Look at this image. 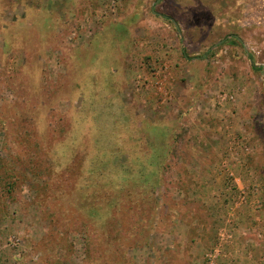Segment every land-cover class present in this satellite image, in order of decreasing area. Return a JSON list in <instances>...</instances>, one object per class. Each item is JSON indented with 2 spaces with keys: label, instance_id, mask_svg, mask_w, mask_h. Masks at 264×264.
Masks as SVG:
<instances>
[{
  "label": "rangeland",
  "instance_id": "374dc122",
  "mask_svg": "<svg viewBox=\"0 0 264 264\" xmlns=\"http://www.w3.org/2000/svg\"><path fill=\"white\" fill-rule=\"evenodd\" d=\"M0 264H264V0H0Z\"/></svg>",
  "mask_w": 264,
  "mask_h": 264
}]
</instances>
